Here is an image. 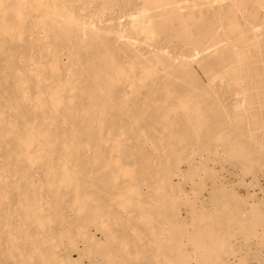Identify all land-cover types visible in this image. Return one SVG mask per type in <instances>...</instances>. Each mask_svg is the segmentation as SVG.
<instances>
[{"label": "bare ground", "instance_id": "bare-ground-1", "mask_svg": "<svg viewBox=\"0 0 264 264\" xmlns=\"http://www.w3.org/2000/svg\"><path fill=\"white\" fill-rule=\"evenodd\" d=\"M258 176L264 0H0V264L233 263Z\"/></svg>", "mask_w": 264, "mask_h": 264}, {"label": "rangeland", "instance_id": "rangeland-1", "mask_svg": "<svg viewBox=\"0 0 264 264\" xmlns=\"http://www.w3.org/2000/svg\"><path fill=\"white\" fill-rule=\"evenodd\" d=\"M246 178H247V179H246ZM246 178H245V180L243 179L246 183H247V181H249V183H250V182H253V183L255 182L254 185H253V186H254L253 188H254V192L257 194V197H258L259 199L264 198V177L262 178L261 176H258V178H256V180H255L254 178H252V177H246ZM253 179H254L255 181H254ZM257 179H258V181H257ZM235 180H237V179L234 178L233 181H235ZM256 181H257V182H256ZM249 183H247V184L249 185ZM256 184H258V185H256ZM260 184H261V185H260ZM241 189H242V190H241V191H242L241 193L244 194L246 188H245V187H244V188L242 187ZM261 191H262V192H261ZM237 241H238V242H237ZM253 241H255V242H254L255 244L253 243ZM253 241H252V240H248V242H247V241L245 242V241H243V240H241V239H236V240H233V241L231 242L232 244L235 243V246H236L235 248H236V249H235V248H234V249H235V251H236V253H237V255H238V256L236 255L237 257H235V260H236V258H238V259H237V261L234 260V262H233L234 264H238L239 262H241V264H243V263H244L243 260L241 261L240 259L242 258V256H243V257H246L248 254H249V255L247 256L248 258L246 257V258H245V261H249V263L247 262V263H245V264H262V263L264 264V262H263V261H264V260H263V259H264V250H263V248H262L261 246L259 247V245L257 244V243H258L257 240H253ZM243 242H244L245 244H244ZM250 242H251V243H250ZM256 242H257V243H256ZM239 243H240V244H239ZM249 244H250V245H249ZM238 245H239L241 248H240ZM242 245H243V246H242ZM251 246H253V247H251ZM250 247H251V248H250ZM245 248H247V249H245ZM260 248H261V249H260ZM241 249H244V250H241ZM250 249H251L252 251H251ZM238 250H239V251H238ZM237 251H238V252H237ZM243 251H244V252H243ZM247 251H248V253H247ZM259 251H260L261 253H260ZM244 253H245V254H244ZM254 253H256L257 255L254 254ZM239 255H240V256H239ZM252 255H253V256H252ZM239 257H240V258H239ZM253 258H254V259H253ZM257 258H258V259H257ZM249 259H250L251 261H250ZM256 259H257V260H256ZM260 259H261V260H260ZM262 260H263V261H262ZM252 262H253V263H252ZM233 263H228V264H233ZM239 264H240V263H239Z\"/></svg>", "mask_w": 264, "mask_h": 264}]
</instances>
